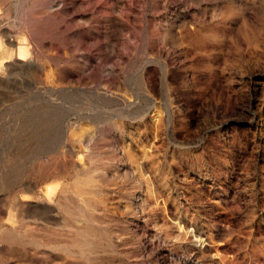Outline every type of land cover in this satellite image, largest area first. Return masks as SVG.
Segmentation results:
<instances>
[{
    "label": "rangeland",
    "instance_id": "rangeland-1",
    "mask_svg": "<svg viewBox=\"0 0 264 264\" xmlns=\"http://www.w3.org/2000/svg\"><path fill=\"white\" fill-rule=\"evenodd\" d=\"M240 1L0 0V166L113 191L94 264H264V0Z\"/></svg>",
    "mask_w": 264,
    "mask_h": 264
},
{
    "label": "bare ground",
    "instance_id": "bare-ground-1",
    "mask_svg": "<svg viewBox=\"0 0 264 264\" xmlns=\"http://www.w3.org/2000/svg\"><path fill=\"white\" fill-rule=\"evenodd\" d=\"M240 4L254 8L253 0H241ZM177 14L171 13L168 29L172 27V20H177ZM68 174L67 168L60 170L48 164L35 167L0 166V191L7 192V197L0 196V263L87 264L80 260L69 261L66 253L80 254L90 263H95L94 255L99 246V231L94 224L95 214L98 211L114 213V201L110 197L113 191L95 183L93 176L88 179L77 177L71 183L62 184L60 188L54 184L46 191H43V183L37 179L44 181L45 178L49 181V178L58 176L65 179ZM104 177L108 175L104 174ZM141 182L129 186L124 184L118 201V207L134 217L130 221L125 219L123 227L135 240H139L141 236H150L146 234V222L140 217L141 212L146 209L145 199L141 201L146 195ZM5 216L8 217L11 228L6 227ZM16 222L22 224L20 227L26 233H20L22 230L16 232L13 226ZM137 227L141 230L140 233Z\"/></svg>",
    "mask_w": 264,
    "mask_h": 264
}]
</instances>
